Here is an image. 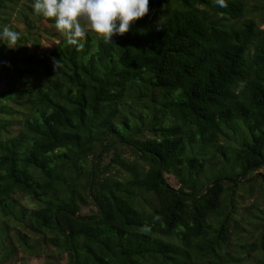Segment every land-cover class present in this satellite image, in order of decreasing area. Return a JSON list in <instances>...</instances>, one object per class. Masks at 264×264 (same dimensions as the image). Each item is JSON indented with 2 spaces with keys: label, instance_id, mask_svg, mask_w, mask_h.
<instances>
[{
  "label": "trees",
  "instance_id": "trees-1",
  "mask_svg": "<svg viewBox=\"0 0 264 264\" xmlns=\"http://www.w3.org/2000/svg\"><path fill=\"white\" fill-rule=\"evenodd\" d=\"M33 3L0 0V264H264V0L77 45Z\"/></svg>",
  "mask_w": 264,
  "mask_h": 264
},
{
  "label": "clouds",
  "instance_id": "clouds-1",
  "mask_svg": "<svg viewBox=\"0 0 264 264\" xmlns=\"http://www.w3.org/2000/svg\"><path fill=\"white\" fill-rule=\"evenodd\" d=\"M214 4L227 7L226 0H214ZM32 8L36 15L54 20L55 29L66 37L68 44L77 45L86 30L111 42L113 36L125 35L148 14L150 0H34ZM164 23L161 16L156 29L163 30ZM20 39V33L8 26L0 30V42L9 49H15ZM60 66V60L53 58L55 73ZM143 230L150 229L146 225Z\"/></svg>",
  "mask_w": 264,
  "mask_h": 264
},
{
  "label": "rangeland",
  "instance_id": "rangeland-1",
  "mask_svg": "<svg viewBox=\"0 0 264 264\" xmlns=\"http://www.w3.org/2000/svg\"><path fill=\"white\" fill-rule=\"evenodd\" d=\"M55 43L57 44V41L55 39H51V40L45 39L43 42L42 51L46 52V53L50 52L54 48ZM262 172H264V170H262ZM169 182L175 188L178 187V184L174 179H171ZM28 264H50V260H48L46 258H41L40 260L39 259H33V260H28Z\"/></svg>",
  "mask_w": 264,
  "mask_h": 264
}]
</instances>
